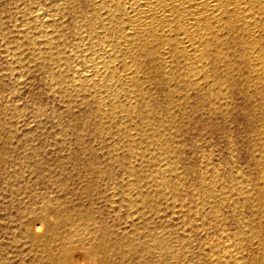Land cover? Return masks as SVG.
I'll list each match as a JSON object with an SVG mask.
<instances>
[{"label":"rangeland","instance_id":"rangeland-1","mask_svg":"<svg viewBox=\"0 0 264 264\" xmlns=\"http://www.w3.org/2000/svg\"><path fill=\"white\" fill-rule=\"evenodd\" d=\"M61 1L0 0V264H56L51 258L67 242L78 264L94 263L88 248H97L100 264H225L218 254L224 242L241 251V264H264V94L245 87L237 72L225 78L224 100L182 86L174 92L150 70V121L164 122L152 123L161 133L167 128L160 142L168 158L161 164L152 154L135 166L146 197L132 222L123 197L113 202L112 195L126 187L124 133L138 129L135 121L105 123L93 103L58 93L51 70L30 62L16 31L21 12ZM83 1L75 0L80 17L65 14L69 47L89 11ZM13 49L28 66L9 60ZM213 190L223 195L208 197ZM49 208L60 209L64 221ZM34 226L41 228L36 234Z\"/></svg>","mask_w":264,"mask_h":264},{"label":"bare ground","instance_id":"bare-ground-1","mask_svg":"<svg viewBox=\"0 0 264 264\" xmlns=\"http://www.w3.org/2000/svg\"><path fill=\"white\" fill-rule=\"evenodd\" d=\"M84 1L87 9L89 6V11L83 14L75 26L76 30H73L75 31V39H72L75 40L74 45L71 41L73 46L69 47V43L67 45L64 41L67 38H64V34L67 33L64 18L66 12L73 15L79 10L75 8L79 3L76 1L75 4V0H63L47 8L21 12L15 27L26 47L24 48L31 54L30 62L36 63L37 66L47 65L51 70L54 77H50L49 83L51 82V87L58 93L62 92L67 99L80 98L79 101L86 100L90 102L89 105L93 103L98 117L105 120V123L107 120L114 121L119 127L128 124L129 120L135 121L138 129L132 130L129 126L124 133L126 143L124 146H127L131 155L124 177L126 187L124 191L112 195V201H118L117 195L123 197L127 213L132 222H135L133 220L137 219L139 202L146 197L144 192L140 191L139 175L135 171V166L144 158L150 155L152 157V154L161 164L168 158L163 153L164 150H161L163 146L161 145L163 142H160L161 132L155 125L157 122H164H156L155 116L154 125L150 121L152 111L149 109V91L152 82H155L154 80L151 82L153 78L150 76V70L165 77L164 84L169 90L175 92L182 86L184 89L182 91L186 92L209 95L217 92L218 99L222 100L228 97L225 78L237 72L243 74L245 87L263 95L264 0ZM79 13L81 14L78 12L77 16ZM74 18L73 21L71 19L72 22ZM20 50L9 51V60L24 68L28 66L24 65L28 60H24L26 55L23 57ZM217 69L225 73L224 78L215 74ZM153 74L152 76L155 75ZM161 79L163 80V77ZM106 126L105 130L108 128V125ZM113 126L116 127L114 124ZM121 131L124 132L122 129ZM166 172L167 169L164 173ZM150 177H155V180L157 178L156 175ZM261 182L263 187L261 189L264 190V172ZM213 192H210L208 197L213 199L223 195L221 190ZM242 192L244 193L243 190ZM59 211L54 208L48 209L49 213L54 214L59 222H62L64 218L59 215ZM39 228L34 226L33 233H38ZM97 239L98 245L102 248L108 243L105 233H101ZM71 243L67 242V249L62 250L58 257L51 258L52 262L78 264L74 255L69 253ZM225 243L218 248V254L221 253L226 260L225 264H241V251L232 244ZM96 249L88 248L86 253L92 256L93 264H100L102 259H99L98 255L101 254L97 255Z\"/></svg>","mask_w":264,"mask_h":264}]
</instances>
